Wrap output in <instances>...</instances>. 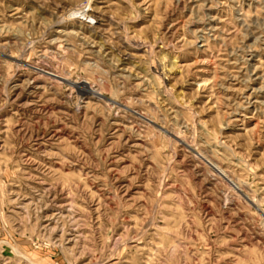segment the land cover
Segmentation results:
<instances>
[{
    "label": "rangeland",
    "instance_id": "1",
    "mask_svg": "<svg viewBox=\"0 0 264 264\" xmlns=\"http://www.w3.org/2000/svg\"><path fill=\"white\" fill-rule=\"evenodd\" d=\"M0 264H264V0H0Z\"/></svg>",
    "mask_w": 264,
    "mask_h": 264
},
{
    "label": "bare ground",
    "instance_id": "2",
    "mask_svg": "<svg viewBox=\"0 0 264 264\" xmlns=\"http://www.w3.org/2000/svg\"><path fill=\"white\" fill-rule=\"evenodd\" d=\"M86 87V86H85Z\"/></svg>",
    "mask_w": 264,
    "mask_h": 264
}]
</instances>
